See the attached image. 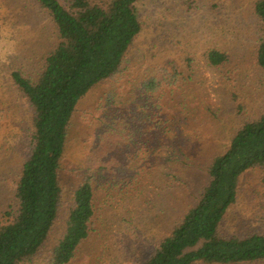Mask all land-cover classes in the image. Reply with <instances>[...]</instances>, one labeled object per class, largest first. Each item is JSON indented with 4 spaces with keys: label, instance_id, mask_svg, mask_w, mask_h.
Wrapping results in <instances>:
<instances>
[{
    "label": "trees",
    "instance_id": "1",
    "mask_svg": "<svg viewBox=\"0 0 264 264\" xmlns=\"http://www.w3.org/2000/svg\"><path fill=\"white\" fill-rule=\"evenodd\" d=\"M29 1L50 18L53 35L36 74L14 71L10 75L13 88L29 108L28 141L13 182L14 204L0 218V264L39 260L40 264H74L109 224L102 217L101 194L111 197L112 191H127V200L140 198V183L159 173L164 157L158 148L165 150L166 145L173 154L166 155L163 163L168 165L159 170L165 188L175 192L176 186L189 185L185 177L193 180L198 164L206 177L192 181L199 185L198 193L160 234L149 255L129 264L264 263V105L250 114L245 104H238L233 116L236 129L220 150L205 144V129L208 121L214 126L215 119H223L206 105L204 117L197 120L198 105L196 110L189 107L205 95L204 82L197 79L202 67L225 84L238 82V75L248 80L252 72L264 77V0L254 4L257 25L250 72L243 71L239 56L219 46L201 55L159 57L152 50L150 57L135 58L132 51L144 29L137 8L140 0ZM140 66L145 67L144 76L137 75L140 82L130 86L127 96L124 90L129 85L121 81ZM102 84L110 90L92 113L96 120L91 133L79 138L88 149L73 171L81 176V183L65 201L62 162L78 107ZM119 87L126 107L117 110L114 89ZM240 91L232 94L234 100ZM86 115L81 119L85 121ZM141 130L152 136L141 137ZM131 142L136 149H127ZM195 144L205 146L195 150ZM189 158L194 159L191 164ZM244 195H249L253 202L249 211L256 216L250 217L248 232L240 235L226 230L224 224Z\"/></svg>",
    "mask_w": 264,
    "mask_h": 264
},
{
    "label": "rangeland",
    "instance_id": "2",
    "mask_svg": "<svg viewBox=\"0 0 264 264\" xmlns=\"http://www.w3.org/2000/svg\"><path fill=\"white\" fill-rule=\"evenodd\" d=\"M255 2L256 0H140L137 8L144 29L133 48V55L135 58H143L144 55L150 57L149 52L152 50L159 57L173 53L201 55L207 48L219 46L239 56L243 60L239 58L243 71L250 72L253 65L251 52L256 41ZM4 30H8L16 40V53L7 62H0V218L14 204L13 182L16 181L28 141L29 108L13 88L10 75L14 71L34 75L40 70L42 58L53 35V24L48 16L38 13L35 4L29 0H0V32ZM144 70L145 67L140 66L131 69L123 77L121 83L129 85L128 89H123L125 95L130 96V86L133 84L135 87L140 82L141 78L137 75L144 76ZM214 76L204 67L199 70L197 79L204 82L205 95L200 100L196 99L195 104L189 103V107L196 110V104L198 105L201 111L196 113L197 120L204 117L202 112L205 113L203 110L206 105H210L216 115L223 119L220 120L217 115L219 119H215L212 124H218L211 126L208 121L209 126L205 129L208 137L205 144H212L216 150H220L228 144L236 129L233 116L238 104H245L250 114L258 113L263 107L264 77L259 72H252V78L248 80L242 81L243 77L238 75V82L225 84ZM239 83L241 87L233 86ZM121 88L114 89L116 94L113 103L117 110L126 107V97L122 96ZM241 89L246 93L242 94ZM108 90L110 87L106 84L98 86L78 107L73 137L62 162L61 180L65 201L69 200L73 190L81 183V176L73 171L84 159L81 157L83 151L85 153L88 149L79 138L91 133V123L96 120L92 113H96ZM236 91H240V95L234 100L232 94H236ZM202 99L205 101L204 105H201ZM88 112L91 114L88 115ZM83 114H87L85 121L81 119ZM86 125L89 131L84 130ZM141 132V137L152 136L145 130ZM204 146L195 144V150ZM127 149L134 150L136 147L131 142ZM164 149L158 148L164 157L163 162L166 155L173 154L169 145ZM189 159L191 164L194 159ZM163 162L159 165V173L151 180L145 178L140 183V198L127 200V191H122L121 194L117 190L112 191L111 197L101 194L102 217L106 219L105 223L109 220V224L102 227L104 233L95 237L85 252L79 253L74 264H129L132 261H143L149 255L154 243L161 238L160 234L179 219L182 207L188 206L198 193L199 185L192 181L195 182L196 176L202 181L206 177L196 162L198 175L196 173L193 180L185 177L189 185L176 186L174 192L165 188L160 171L168 164ZM250 204L253 202L249 195H244L230 210L224 228L240 235L248 232V221L250 217L256 216L249 211ZM106 226L108 233L105 232ZM37 264H40V260Z\"/></svg>",
    "mask_w": 264,
    "mask_h": 264
},
{
    "label": "clouds",
    "instance_id": "3",
    "mask_svg": "<svg viewBox=\"0 0 264 264\" xmlns=\"http://www.w3.org/2000/svg\"><path fill=\"white\" fill-rule=\"evenodd\" d=\"M0 62H7L16 53V40L8 30L0 32Z\"/></svg>",
    "mask_w": 264,
    "mask_h": 264
}]
</instances>
